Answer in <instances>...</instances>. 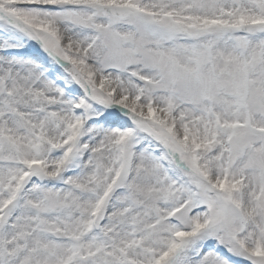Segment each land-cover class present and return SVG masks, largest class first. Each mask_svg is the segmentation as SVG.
<instances>
[{
	"label": "snow or ice",
	"instance_id": "1",
	"mask_svg": "<svg viewBox=\"0 0 264 264\" xmlns=\"http://www.w3.org/2000/svg\"><path fill=\"white\" fill-rule=\"evenodd\" d=\"M0 264H264V0H0Z\"/></svg>",
	"mask_w": 264,
	"mask_h": 264
}]
</instances>
